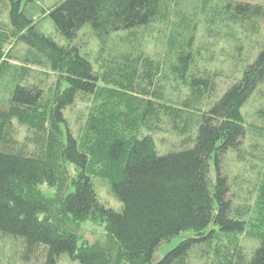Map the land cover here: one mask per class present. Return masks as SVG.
<instances>
[{
    "label": "trees",
    "instance_id": "16d2710c",
    "mask_svg": "<svg viewBox=\"0 0 264 264\" xmlns=\"http://www.w3.org/2000/svg\"><path fill=\"white\" fill-rule=\"evenodd\" d=\"M180 3L61 0L43 10L61 44L23 0H10L0 78L12 60L21 65L0 107V236L19 239L23 261L40 253L43 264L63 254L81 264H189L198 248L205 264H264V39L256 57L236 44L234 80L221 93L223 70L211 69L196 43L200 22L213 38L259 35L264 5L202 0L197 16ZM156 25L173 27L160 60L140 42ZM87 26L99 40L96 66L78 40ZM12 40L26 46L19 60ZM257 93L255 123L245 108ZM164 133L184 147L160 153L155 135ZM94 177L109 182L121 208L99 198ZM87 220L107 232L80 245ZM185 232L192 235L154 260ZM245 234L257 241L251 253Z\"/></svg>",
    "mask_w": 264,
    "mask_h": 264
},
{
    "label": "rangeland",
    "instance_id": "374dc122",
    "mask_svg": "<svg viewBox=\"0 0 264 264\" xmlns=\"http://www.w3.org/2000/svg\"><path fill=\"white\" fill-rule=\"evenodd\" d=\"M61 0H23L24 8L26 7L32 14L35 19H40V27L42 31L53 38H55L59 43L65 44V38L60 35L51 20L50 17L45 16L43 10L50 9L55 4ZM181 3L179 7L183 12L187 14L197 13L199 16L200 12V3L202 0H180ZM234 1H244L255 4L264 5V0H234ZM9 8H11L10 0H0V22L6 24L7 27H10V21L8 18ZM201 21V17L199 18ZM172 25L163 26L156 25L152 27L153 30H149L144 34L140 42L145 47L147 52L156 59H162L164 52L166 50V41L169 36V31L171 30ZM225 33V32H223ZM79 42H82V52L87 54L90 60L94 63L97 53L99 51V40L90 32V26L84 27L80 30ZM239 39H233L221 35V37L213 38L208 36L203 22H200L197 32V45L203 50V58L209 59L208 65L211 69H222L218 82H219V92L221 93L228 85H230L234 78L228 76L231 70V64L235 58V46L238 43H241L243 48V53H245L249 47L252 49L251 52L253 57H256L257 54L261 51V41L264 39V19L262 21V30L259 35L247 36L244 37L241 33L237 35ZM117 41V40H115ZM240 41V42H239ZM8 48L13 50V53L18 57V60L21 59L26 52V46L22 43L15 44L12 40ZM21 57V58H20ZM10 70H8L0 78V107H5L7 105V99L9 97V92L12 90L15 85V80L12 78L13 67L21 65V61H11ZM95 64V63H94ZM96 66V64H95ZM41 69L38 70L37 79H40L42 76L40 73ZM42 78V77H41ZM30 81H36V79H29ZM52 80V78H51ZM264 91V85L260 88ZM262 99L260 94L257 93L254 98L247 104L246 111L248 114V119L250 122L258 123L256 111L260 106ZM16 122V121H15ZM19 136L22 139L27 133L24 126H18ZM155 140L157 142L158 150L160 153H166L172 150H179L184 147L181 143V139L175 135L164 133L155 135ZM232 164V163H231ZM233 167V166H232ZM234 168V167H233ZM69 172L71 175L75 174V167L69 163ZM94 184L98 193L99 198L109 207L119 209L122 206V202L117 199L111 191V186L109 182L100 177H94ZM41 189L43 193L47 196L54 195V189L50 188L47 184H42ZM106 224L102 221H93L87 220L81 224V229L79 233L81 234V239L79 244L81 245L84 241L94 242L102 240L106 235ZM192 235L191 232H185L180 236L174 237L171 241L162 244L156 252L154 260H159L165 256L170 250L175 248L182 240L187 238V236ZM19 239L13 238H4L0 236V264H43L44 258L42 254H38L31 258L30 261H23L21 259V250L19 245ZM242 244L246 247L247 252L251 253L252 248L257 245L256 239L250 238L247 234L242 235L240 238ZM206 258L198 252V248H194L191 251L189 264H205ZM58 264H81L78 260L72 259L68 254H63L59 258Z\"/></svg>",
    "mask_w": 264,
    "mask_h": 264
}]
</instances>
